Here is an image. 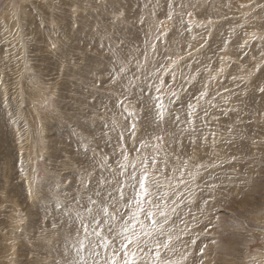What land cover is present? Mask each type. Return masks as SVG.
<instances>
[{
    "label": "rangeland",
    "instance_id": "obj_1",
    "mask_svg": "<svg viewBox=\"0 0 264 264\" xmlns=\"http://www.w3.org/2000/svg\"><path fill=\"white\" fill-rule=\"evenodd\" d=\"M261 88L264 0H0V264H102L89 197L145 159L162 260L264 264Z\"/></svg>",
    "mask_w": 264,
    "mask_h": 264
},
{
    "label": "snow or ice",
    "instance_id": "obj_2",
    "mask_svg": "<svg viewBox=\"0 0 264 264\" xmlns=\"http://www.w3.org/2000/svg\"><path fill=\"white\" fill-rule=\"evenodd\" d=\"M189 15H191L189 13ZM171 19V15L168 17ZM53 48L55 45L53 44ZM125 71L124 67L120 68V72ZM116 77H113L115 81ZM157 91H160L158 88ZM264 92V88L260 89ZM175 95V93H172ZM203 95V93H202ZM158 103L156 107L160 110L159 116L163 118L164 104L159 97L155 98ZM122 103V101H121ZM193 108V105H189ZM179 117H177V120ZM133 127H135L133 125ZM123 138V137H121ZM127 161V156L124 157ZM155 161H153V165ZM120 171L118 173H112V180H107L105 177H101V184H111L113 181L117 184L115 189L108 192L105 198V206H102L96 200H92L89 197V204L102 210L104 215V225L108 226V231H116L122 238L119 243V247H113L112 255L103 260L102 264H170V262L161 259V247L167 249L169 247L171 237L169 236L166 241L161 243L158 239L159 236L164 235L163 227L154 218L158 212L161 217H164V223L168 222V216L165 211L160 210L161 205L159 203H153L149 197L152 195L149 189L153 184H156V177L150 175V170L147 167V159L143 161L142 166L137 169L135 162L124 163L119 165ZM131 169L130 171L128 169ZM119 177V179H117ZM113 192L118 193L117 196L113 195ZM126 192L130 193L127 197V204L123 203L126 198ZM96 196L99 197L100 193L96 192ZM109 206L114 209L113 212H109ZM89 213L92 208L89 207ZM175 212V209H172ZM143 215L144 219L140 217ZM77 219L80 218V213L76 214ZM121 221L120 228H115V222ZM145 221H150V224H146ZM100 225V218L98 216L92 217L91 221L85 223L81 220V227L83 229L84 238L79 240L78 245L74 244L73 248L79 255L81 251L86 247V243L89 242V237L94 235L96 237L101 236L103 228L97 230ZM79 230L77 236L79 237ZM115 238V237H114ZM195 243V241H193ZM111 242L104 239L100 246L108 249ZM129 245H132L133 249H129ZM96 242L91 241L90 251L93 254L98 255L95 252ZM147 249V251H145ZM153 249H155L153 251ZM120 252L124 253L123 259L119 258ZM137 252L143 253V257H138ZM203 249H201V253Z\"/></svg>",
    "mask_w": 264,
    "mask_h": 264
}]
</instances>
